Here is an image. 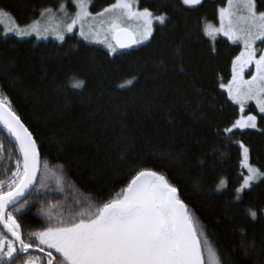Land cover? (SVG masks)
<instances>
[{
    "label": "trees",
    "instance_id": "16d2710c",
    "mask_svg": "<svg viewBox=\"0 0 264 264\" xmlns=\"http://www.w3.org/2000/svg\"><path fill=\"white\" fill-rule=\"evenodd\" d=\"M61 2L73 9L70 0H0V11L24 25ZM114 2L93 0L90 10ZM226 2L202 0L189 7L181 0H139L141 9L166 14V24L156 25L143 45L113 55L76 34L63 42L36 41L5 36L0 26V97H7L33 132L49 165L50 194L34 193L17 214L25 235L46 226L49 205L59 214L78 211L77 198L107 200L146 167L179 189L223 264H264V179L235 200L246 174L238 142L264 172V132L235 130L231 139L217 134L239 115L219 85L231 79L241 47L225 38L213 44L203 27L217 23ZM257 5L264 11L261 0ZM74 80L84 87L73 88ZM248 111L264 129L253 104ZM0 141V179L6 180L14 143L1 125ZM61 178L62 193L55 191ZM221 179L227 187L218 190ZM247 209L257 211L255 220Z\"/></svg>",
    "mask_w": 264,
    "mask_h": 264
},
{
    "label": "snow or ice",
    "instance_id": "6c2138e0",
    "mask_svg": "<svg viewBox=\"0 0 264 264\" xmlns=\"http://www.w3.org/2000/svg\"><path fill=\"white\" fill-rule=\"evenodd\" d=\"M70 2L75 13L70 16L67 2H61L58 11L63 20L59 23L41 26L35 20L23 27L14 24L8 31L21 38L35 35L37 39H47L54 35L63 42L67 33L78 28L84 40L104 44L109 54H116L148 41L155 26L167 21L166 14L141 9L139 0H115L95 13L90 10L93 0ZM181 3L192 7L202 0ZM4 15L0 11V17ZM39 15L47 16L49 21L56 19L52 8L43 9ZM218 15L219 27L205 24L203 34L213 44L223 36L233 45H242V50L231 62V79L219 85L226 91L227 100L238 106L239 115L217 134L231 139L235 130L264 132L258 128V116L246 112L253 102L264 121V47L257 46L258 42L264 46V11H258L257 0H227ZM211 50L216 51L214 47ZM71 86L80 89L84 82L74 80ZM0 125L14 143L5 168L10 175L0 179V225L6 229L0 231V264H223L192 210L181 199L179 189L164 173L146 167L138 168L107 200L77 198L78 211L59 214L51 211L56 205H49L44 213L46 226L28 231L25 236L17 214H22L34 193L50 194L46 187L49 165L42 159L37 138L7 97H0ZM238 143L242 150L240 166L247 175L235 189L236 201L254 182L264 179V172L250 163L249 148ZM4 158V144L0 141V160ZM57 184L55 191L62 193V178ZM225 187L227 181L221 179L218 190ZM247 214L253 220L258 215L253 209H247Z\"/></svg>",
    "mask_w": 264,
    "mask_h": 264
},
{
    "label": "rangeland",
    "instance_id": "374dc122",
    "mask_svg": "<svg viewBox=\"0 0 264 264\" xmlns=\"http://www.w3.org/2000/svg\"><path fill=\"white\" fill-rule=\"evenodd\" d=\"M196 6H197V5H196ZM226 6H227V2H226V4H225L224 7H226ZM192 7H195V6H192ZM58 8H59V6H58L56 9H53V12L56 14V19H55V20H53V21H49V19H48L47 16H44V17L39 16L38 18L32 20L31 22H33V21H35V20H38V21L40 22L41 26H44V25L49 24V23H59L61 20H63V14L60 13V12L58 11ZM67 10H68V13H69L70 16L73 15V14L75 13V11H76V9H75L74 6H73V9H72V7H70L68 4H67ZM2 12H4L5 15L2 16V17H0V20H2V22H0V26L2 27L3 34H4V35H5V33L7 32V35H5V36H14V37H16V38H18V39H30V38H33V39H35L36 41H47V40L59 41V40H57V39L55 38L54 35H48L47 39H43V38H41V39H37V38L35 37V35H33V36H29V37H24V38H21V37L16 36V35L14 34V32H10V31H8V29L12 28V27L14 26V24L23 27V26H26L27 24H29V23H31V22H29V23H27V24H24V25H20V24H18V23L14 20V18H13L9 13H7V12H5V11H2ZM206 24H211V25H213V26H215V27H219V15H218L217 23L208 22V23H206ZM78 31H79V30H78V28H77V29H74L73 33H67L66 35L76 34L80 39H82V40L85 41L86 43H89V44H92V45H96V46H100V47L104 48V49L109 53L107 47H106L104 44L96 43V42L91 41V40H87V41H86V40H84L82 37L79 36ZM66 35H65V36H66ZM218 38H225V37L220 36V37H218ZM225 39H226V38H225ZM59 42H60V41H59ZM146 42H147V41H145L144 43H146ZM229 42H230V41H229ZM144 43L139 44V45H136L135 47L140 46V45H143ZM230 43H231V42H230ZM257 46H258V47H264V46L259 45V42H258ZM240 47H241V50H242V45H241ZM111 55H113V54H111ZM248 71H249V70H246V73H245V78H246V79L250 78V76L248 75ZM250 71H254V69H251ZM250 104H253V105L255 106V104H254L253 102H250ZM255 108H256V106H255ZM256 111L258 112V109H257V108H256ZM258 113H259V112H258ZM245 170H246V169H245ZM245 175H247V170H246V174H245ZM245 175H243V176H245ZM241 183H242V182H241ZM263 215H264V210H263Z\"/></svg>",
    "mask_w": 264,
    "mask_h": 264
},
{
    "label": "flooded vegetation",
    "instance_id": "af4514ba",
    "mask_svg": "<svg viewBox=\"0 0 264 264\" xmlns=\"http://www.w3.org/2000/svg\"><path fill=\"white\" fill-rule=\"evenodd\" d=\"M0 231H4L6 232L3 228H2V225H0ZM26 236V235H25ZM36 255H42V254H39V253H35Z\"/></svg>",
    "mask_w": 264,
    "mask_h": 264
},
{
    "label": "water",
    "instance_id": "95a60500",
    "mask_svg": "<svg viewBox=\"0 0 264 264\" xmlns=\"http://www.w3.org/2000/svg\"><path fill=\"white\" fill-rule=\"evenodd\" d=\"M133 48V47H132ZM132 48H130V49H132ZM130 49H124V50H122V51H127V50H130ZM2 127H3V125H1ZM2 228H3V226H2ZM4 229V228H3ZM5 231H6V229H4Z\"/></svg>",
    "mask_w": 264,
    "mask_h": 264
}]
</instances>
